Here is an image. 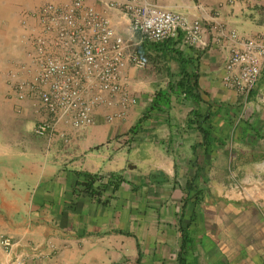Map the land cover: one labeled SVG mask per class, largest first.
<instances>
[{
	"label": "crops",
	"instance_id": "obj_1",
	"mask_svg": "<svg viewBox=\"0 0 264 264\" xmlns=\"http://www.w3.org/2000/svg\"><path fill=\"white\" fill-rule=\"evenodd\" d=\"M45 1L72 0H0V264H264V69L252 97L223 81L234 43L228 33L243 40L264 33V0H150L207 29L218 26L205 50L174 44L177 38L143 42L126 16L105 11L148 65L123 71L137 97L123 117L108 120L121 108L100 105L91 126L60 125L70 143L36 136L39 108L13 90L26 76L19 64L35 52L31 14ZM108 1L89 4L103 12ZM174 50L191 58L202 98L174 93L168 108L136 127L155 92L180 78ZM194 109L219 110L203 123L207 144L188 123ZM86 173L117 174L119 186L94 195L79 184Z\"/></svg>",
	"mask_w": 264,
	"mask_h": 264
},
{
	"label": "built area",
	"instance_id": "obj_2",
	"mask_svg": "<svg viewBox=\"0 0 264 264\" xmlns=\"http://www.w3.org/2000/svg\"><path fill=\"white\" fill-rule=\"evenodd\" d=\"M104 5L102 12L89 0L66 5L46 2L32 12L39 26L32 38L35 52L30 62L19 64L26 76L14 81L13 90L17 99H30L39 108L41 116L33 126L36 136L70 143L72 137L60 125L81 130L94 123L100 105L121 108L108 116L113 120L137 103L122 74L128 65L142 69L148 62L118 33L105 11L118 10L126 16L130 29L143 42H164L182 33L184 47L205 50L211 44L209 33L219 30L216 25L207 29L199 18L150 0H111ZM227 37L234 43L224 66V85L248 95L264 69V33L243 40L233 29ZM213 40L219 41L215 35ZM1 244L7 247L11 242L5 238Z\"/></svg>",
	"mask_w": 264,
	"mask_h": 264
},
{
	"label": "trees",
	"instance_id": "obj_3",
	"mask_svg": "<svg viewBox=\"0 0 264 264\" xmlns=\"http://www.w3.org/2000/svg\"><path fill=\"white\" fill-rule=\"evenodd\" d=\"M182 39V33L177 37V39L174 41V44H177ZM170 40V39H169ZM175 53L178 54V61L180 63V78L175 83H170L167 89H158L152 99L151 105L146 110L143 117L138 121L136 124V127L141 124L148 116L151 111L156 110H162L164 108H168L170 106L171 102V95L174 93H183L185 97L189 98L192 97L195 100L199 101L202 96L199 93V79L198 74L196 72L190 71L189 66L192 64V60L189 57H186L181 51L174 50ZM264 80V78H263ZM260 85L258 87L254 88L249 97L255 96L259 90ZM219 113V110L216 109V111L213 114L209 115H203L200 113L199 110L194 109L190 112V117L188 119L189 124H196V127L198 130L202 131L204 133V142L207 144L209 143L210 139V132L205 129L203 126V123L210 122V118ZM136 128H132L131 132L134 133ZM120 183L119 175L117 174H111L109 176H104L102 174H93V173H86L84 174L82 181L79 182V184L82 185V187L94 194V195H100L101 189L103 187H106L107 185H113L114 189H117ZM188 238H183V244L182 247H185V243L187 242Z\"/></svg>",
	"mask_w": 264,
	"mask_h": 264
},
{
	"label": "rangeland",
	"instance_id": "obj_4",
	"mask_svg": "<svg viewBox=\"0 0 264 264\" xmlns=\"http://www.w3.org/2000/svg\"><path fill=\"white\" fill-rule=\"evenodd\" d=\"M46 2V1H45ZM22 13V12H21ZM21 13H20V15H21ZM17 17L18 18H16L15 19V21L13 20L9 25H5V26H7L8 28V30H11V29H15L16 27H17V22L19 23V21H21V18L19 19V16L17 15ZM1 27H3V26H1ZM258 135L260 136V137H262V138H264V131H263V133H262V135L260 134V133H258Z\"/></svg>",
	"mask_w": 264,
	"mask_h": 264
}]
</instances>
